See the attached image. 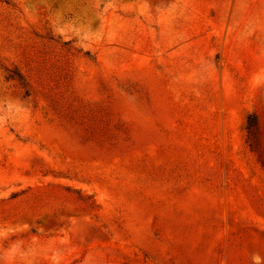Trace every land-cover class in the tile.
Returning a JSON list of instances; mask_svg holds the SVG:
<instances>
[{"label": "rangeland", "instance_id": "obj_1", "mask_svg": "<svg viewBox=\"0 0 264 264\" xmlns=\"http://www.w3.org/2000/svg\"><path fill=\"white\" fill-rule=\"evenodd\" d=\"M0 264H264V0H0Z\"/></svg>", "mask_w": 264, "mask_h": 264}, {"label": "trees", "instance_id": "obj_2", "mask_svg": "<svg viewBox=\"0 0 264 264\" xmlns=\"http://www.w3.org/2000/svg\"><path fill=\"white\" fill-rule=\"evenodd\" d=\"M9 78H15L18 81H22V78L16 72H11ZM26 94H28L27 91ZM244 129L246 132V142L251 149H254L257 146V138L259 132L258 122L255 115L249 114L246 117Z\"/></svg>", "mask_w": 264, "mask_h": 264}]
</instances>
